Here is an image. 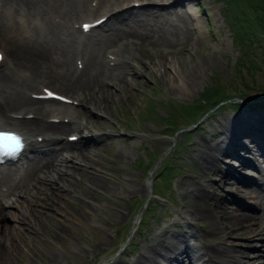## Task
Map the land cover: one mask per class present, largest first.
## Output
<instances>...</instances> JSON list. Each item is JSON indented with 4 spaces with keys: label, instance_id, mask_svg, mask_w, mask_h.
<instances>
[{
    "label": "rangeland",
    "instance_id": "1",
    "mask_svg": "<svg viewBox=\"0 0 264 264\" xmlns=\"http://www.w3.org/2000/svg\"><path fill=\"white\" fill-rule=\"evenodd\" d=\"M39 1L38 4L36 0H32V4H34V2L36 4L37 15L41 14L42 11L47 12L49 8H52L48 7V0ZM41 1L43 3H41ZM159 2L160 3L157 4L164 6H158V9L153 8L151 10L152 14L149 9H146L143 13L139 10L136 15L138 17L140 15L139 19L141 21L145 19L153 24L161 23L166 16L174 18V16L178 15L176 17L178 18L176 24L180 27V32L175 33L172 38L173 40L156 39L155 45L151 46V44L148 43V46L143 45L144 47H140L139 50L142 56H149L151 61H155V55L160 54V56L164 57V63L166 65L164 63L160 65L156 61L153 62V66L150 65L149 68L150 75L140 74L133 77L131 76V78L125 80L128 83L126 82L124 87L121 84L113 88L104 78L101 80L103 84L101 90L105 89L106 86H110L113 98L108 97L109 99H105L103 102L97 101L91 103V101H89L87 102L86 108L89 112L91 111L89 114L92 118L100 121L96 126V130H109L112 132L109 133L107 138L105 137V139H102L103 143H101L100 147L96 148L92 146L97 154H95L93 149L88 150L86 147L88 145L97 144L100 140L99 138L97 141H88L83 137L74 143L72 142L73 145H76L77 142H80L79 145L83 143L88 153H90V151L94 153L90 155L87 154L91 160L94 159L91 162H97H94L93 165L87 164L91 167L90 171L85 169L88 166H85V168L83 167L82 174H80L81 177L79 176V169L75 170L69 166L65 167L67 171L62 174V177L65 180H68L67 178L69 177L70 181L66 184L64 182L62 183L67 189L61 186L65 188L66 191H63L66 194L69 191L67 195L70 197L69 200H72L71 202L63 198V196L57 197V194L54 199L51 195L55 194L56 190H48V194L47 189L43 187L37 189L39 192H35L37 199H32V205L41 209L44 221H49L50 218L55 220L58 218V221H65L69 228L64 227V230L58 233L53 226L50 232L48 228L40 229L36 227L38 231L34 230L37 234L34 237L30 235L25 236L26 233L21 232L22 234L17 235L15 238L16 241H19H17L18 244L16 243L19 251L15 256L17 264H116V261L120 258L123 262L126 259L131 261V258L134 257L139 250L144 249L142 248L144 245L154 242V235L157 231L165 227L173 229L174 231H184L188 228L187 225L180 224L177 210H179V212H185V208L190 205V198H192L190 190L196 185L193 180H198L200 184L207 185L213 192L215 191V193H217L218 197L228 190L224 180L219 181V183L213 182L218 174L212 171H207V173L203 174L200 171L197 152H195L196 146L201 136H221L217 119L222 114H229L231 116L233 114H239L245 109L256 110L263 115L262 117L264 119V95L259 101H257V97L253 96L255 93L258 94L262 92V94H264V45H261L259 42L256 43L253 40H245L244 37L241 41H238L239 39L237 36V39L234 38L233 33L237 31L234 25L235 17L232 15V11L228 8V5H224L225 2H223V0H180L179 3L176 4L177 6L172 4L173 7H170L172 6L171 4H168L170 6L166 7L165 4L171 2V0L167 2L166 0H159ZM85 3L88 5V0H85ZM184 6L190 9L191 12L189 14L185 15V13L183 14V11L180 10V8ZM30 7L29 10L33 12L34 8H32V5H30ZM173 8L175 9L172 10ZM176 11L180 12L181 15L175 13ZM29 13H25V15L29 16ZM125 13L127 14L126 11ZM26 19L29 20L27 17ZM124 19L126 20V18ZM124 19L112 20V22H110L111 24L109 23L110 25L107 26V29L104 31L110 35L111 41H113L114 38H120V41H125L126 43H124V46H126L123 52L133 55L136 50H129L130 45L127 42L129 41L128 38L134 39L135 32L132 33L127 29V24H125L126 22ZM66 24L68 26L67 22ZM121 24L123 25L122 27H120ZM180 34L182 36H180ZM87 40H89V38ZM185 43L188 48L182 50L180 45L183 46ZM149 48L150 52L146 51L149 50ZM165 48H167V51L164 53ZM176 50H181L176 54L179 61L174 65L178 66L176 67L178 72L183 71L184 67H186L191 60H196L200 51H204L203 58H205L206 63H203L201 72L199 71L200 73H198L196 77L198 79H194L197 80L196 83L193 82L194 80L190 81L191 86H189L188 90H184V88L179 85L180 80H178L177 75H175L177 71L172 65V63L174 64L176 61L174 60L175 58H173L175 55L170 57L171 60L168 59V63L166 62L167 56H170V54ZM47 52H49V50H47ZM118 52H120L119 49ZM108 54L109 52L106 55ZM164 54L166 55L164 56ZM245 55L250 56V59H254L255 65L253 67H246L245 61H247L246 59H248V57ZM110 62H112V60H110ZM21 64L31 67L28 61L22 62ZM108 64L111 65L110 63ZM55 66L58 67V63ZM22 69H26V67ZM166 69L169 70L166 72ZM11 72L16 75L14 70ZM126 76L123 78L126 79ZM37 82H45L49 84V86H54L63 92L61 88L57 87L48 79L37 77L34 84H23L22 87H20L21 93L26 94V88H37L34 86ZM213 82H216V85L221 84L226 92H239L241 95L244 93L251 94L254 98L237 107L231 102L220 103L210 108L208 112L201 115L198 114V118V115L194 116V114L191 113L187 114L185 111L175 108L179 101H190L193 97H197L198 94H200L203 87L205 88ZM39 83H37V85ZM126 85L128 87H126ZM98 88L100 87L94 86L92 90H94V95H97L100 99L101 97L99 96L102 93ZM161 94L164 95V97L161 98ZM234 98L237 100L240 99L238 97ZM76 101L77 104L74 106L83 109L84 103L79 99ZM93 107L95 110H102L105 116L97 114ZM17 108L22 107L15 106L10 108V111ZM22 109L26 110L27 107H23ZM87 110L85 109L86 112ZM34 114V118L31 117L28 119L38 118L35 112ZM170 116H174L172 120ZM58 120L59 119L55 121ZM169 121L175 122L179 127L176 129H171L170 127L165 128V124L169 123ZM190 125H193V127L187 129ZM91 127L94 128L93 126ZM250 131L248 133H250ZM259 135L264 137L261 131H259ZM241 138L245 141H251L248 136L243 134ZM69 148L73 149L74 147L70 145ZM239 149L243 150L244 148H236V150ZM73 151L76 152V148H74ZM74 156L76 155L74 154ZM80 157L82 159L84 158L82 156ZM231 161L233 162L234 159ZM164 162L171 166L169 173L159 172ZM103 163L104 166L106 165L109 167L107 171L110 172L105 173L102 171L101 174H95L93 170L96 169L95 171L99 172L101 168H105L102 166ZM246 166L253 168L254 166L257 167L253 161L251 164L247 163ZM242 168L243 166L239 169L237 168V170L235 169L236 173H243L244 175L245 172ZM257 169L258 168H256V170ZM246 170L250 173L254 172L249 168H246ZM84 172H91L92 174L104 176L106 178L101 183H97L95 180L88 178L90 175L86 176ZM143 176L149 178V182L146 181V184L140 183V179ZM229 178H233V176H229ZM84 179L85 181L90 180L95 186L91 188L90 186L88 187V185L84 183ZM73 181H75V183ZM133 184L140 185L141 189L132 190L131 185ZM248 184L249 183L241 182L240 185L244 187L247 185L248 187ZM259 184L264 186V182L261 180H259ZM61 186L59 187L61 188ZM68 188H72V191ZM74 192L78 193L80 196L76 197ZM153 192H158V194L161 195L164 194L167 196V199L158 201L159 203L153 201L151 195ZM39 194L43 196H38ZM50 197L54 200L58 198L57 202L55 201L56 205L54 204L49 207L42 206L45 203V198L47 200V198ZM257 197L260 198L259 196ZM40 198H43V200H39ZM87 201L90 203H87ZM40 203L43 204L41 205ZM227 204L229 205L228 210L235 211L236 202L227 201ZM3 206H8L7 208L13 211L15 210L14 212L18 210V206L13 208V206L5 203ZM60 207L64 208L63 211L65 212L63 213H66L65 215L59 213ZM119 207H123V210H118ZM210 207H214V203H211ZM245 210L250 216L256 217L257 211H255V209L247 207ZM79 212L80 215L78 214ZM81 213L84 214V216ZM121 214L122 216H120ZM8 217V214L2 216L0 221L5 223V226L2 228L4 241L9 242L8 234H6L4 228L11 226L13 222L17 223V220ZM99 220L106 223L104 224L106 225V231L97 229V227L94 226L93 223ZM77 221L79 223H77ZM191 221L192 219H190V223L194 225L193 221ZM202 223L206 224L207 222L205 221ZM46 224L50 226L51 222ZM109 229L113 230L111 235H109ZM106 235H108V239L103 242V244H96L95 240H92L100 237L102 238V236ZM216 237L217 236H213L212 234L210 240L213 241ZM227 238L232 241L235 240L236 243H240V245L242 244L248 253H250L248 258L252 259L255 258L254 252L260 247V241H263L264 236L260 238L251 237L248 239L245 235L231 234L227 236ZM206 239L208 238L205 237L204 239L202 236L196 235L193 241L198 242L201 240V242H203L202 240ZM245 241H253L255 243L245 244ZM87 243L89 244L88 246H86ZM82 244L86 246V249ZM43 246L45 247L42 251L41 247ZM74 248H76L77 251L74 250ZM49 250L57 251V257L52 259L48 256V258L46 252ZM41 252H45V254ZM253 260L245 264H254L255 261Z\"/></svg>",
    "mask_w": 264,
    "mask_h": 264
},
{
    "label": "bare ground",
    "instance_id": "2",
    "mask_svg": "<svg viewBox=\"0 0 264 264\" xmlns=\"http://www.w3.org/2000/svg\"><path fill=\"white\" fill-rule=\"evenodd\" d=\"M132 1L133 0H96V2L102 4L101 6L103 8V11L108 13L111 11V9L117 6L122 7V5L124 4H130ZM143 1H147V3H142V5H132L130 6V8L126 7L120 10H116V12H112L110 16L106 18L108 19V23L112 22V20H122L126 18V20H124L126 22L125 24H127V29L132 33L135 32L134 39L128 38L129 41L127 43H129L130 45H128L129 50L135 49L136 52L133 55L125 54L123 50L126 45L124 47L121 46L120 38L116 39L113 37L114 39L110 43L106 40L105 34L98 32V30H95L92 32V36L89 37V40H87V43L82 42L83 44L79 49V52L85 54L86 57L83 61V68L79 69L77 72V70H75V63L72 62L71 64L72 58H74L75 56V47L72 43H70V38L73 36V34H70V23H68L67 26L65 22V25L60 26L59 29L62 28L61 30H57L56 34H54L53 32V37L50 42L45 39L44 42L39 43L38 34L34 33L32 36H30L29 33H26L23 30L20 31V23H23L21 20L22 15H14L12 9L7 8L8 4L11 7H15L18 3L24 4L26 6H28V4L35 6V2L34 4H32V0H0V44L1 47H3L5 50L4 53H6L7 57H9L6 58L5 55L4 61H6L7 63L10 60V62L15 65L14 67H18L20 69L26 67V69L28 68L30 70H28L29 75L27 74L25 77H18L17 74L14 75L12 72H8L9 70L7 71L0 69V114L2 116H7L8 113H10V108H13L15 106L22 108L27 107L26 110L22 108L13 110V113L10 114V118L8 117L7 119H5L4 117L2 118L0 116V121H5L6 123L8 122L11 126L15 125L20 127L21 130H24L27 137L26 139L28 141L26 144L28 151H26L25 155H23V157L25 156L24 159L27 163L25 165L26 168L24 169V175L21 176V178H19L16 183L14 182L15 176L12 177V175H10L8 177L9 183L3 182V184H1L0 186V218L2 216L10 214L12 218L17 220V223L13 222L11 226L4 228L6 230V234H8L9 242L4 241L2 228L3 226H5V223H3V221H0V264H17L15 256L19 251L17 247L18 240L16 241L15 238L17 237V235L22 234L21 232L26 233L25 236L30 235L31 237H34L37 235L34 230L38 231L36 227L40 229L48 228L50 232L53 226L56 228V231L58 233L64 230V227L69 228L68 224L65 221H58V218L56 220L50 218L49 221H44L41 209L32 205L33 200H31V195L33 192L35 193L37 191V188L40 187L46 188L47 193L48 190H56L55 194L51 195V197H54V199L56 198V194L57 197L63 196V198H66L68 200L70 199V197H68L67 195L69 191L66 194L63 191L66 187L64 186L65 188H63L61 186L63 182L65 184L68 183V181H70V178L68 177V180L63 179L61 172L62 170H60L58 166H56L57 163H53L52 160L50 161L46 159V161L39 164L40 166L37 165V161L40 160V157H43L46 152H48L46 158L50 157V153L52 151L47 150L39 152V150L36 149L37 144H41V146L46 149L47 139L40 138L42 140L38 141L36 137L31 136L33 135L32 133L40 132L37 128L42 129L43 127H47L54 129V131L56 130L57 132L66 134V132L70 130L69 128L72 127L74 130H77V128L81 129L83 128L81 124L88 123L87 126H93L94 128L92 129L95 130L88 129V134L83 137L88 141H97L98 138L100 140L97 142V144L88 145L86 149L88 148V150H94L93 147H100L101 143H103L102 139H105V137L107 138L109 133L112 131H103L98 129L96 130V126L98 125V123H100V121L92 118L89 114L91 113V111L89 112L86 107L87 102L89 101H91V103H95L97 101L103 102L105 99H109L108 97L113 98L110 86H106L105 89L101 90L103 87L101 80H103L104 78L106 82L113 86V88L121 84L124 87L127 82L125 80L131 78V76L133 77L140 74L150 75L149 68L150 65L153 66V62L156 61L160 65L161 63L165 62L164 57L160 56V54L155 55V61H151L149 56H142L139 49L140 47H144L143 45H147L148 43L151 44V46L155 45L156 39L171 40L175 33L180 32V27H178V24H176V20L178 21V18L176 17L178 15L174 16V18L166 16L163 19L164 21L158 24L150 23L145 19H142L141 21L139 19L140 15L139 17L136 15L138 14L139 10L141 13H143V11L149 9L150 13L152 14L151 10L153 8L158 9V6H160L159 4H157L160 3L159 0ZM167 1L168 0H166V2ZM179 1L180 0H171V2L165 4L167 7L170 6L168 4L176 5L179 3ZM41 3L43 2L41 1ZM48 4V7H52V10L49 8L48 11L51 10L59 17L67 16V18L70 8H72V11L77 8L79 12H86L88 6L86 5L85 0H48ZM173 5L170 7H173ZM163 6L164 5H161L160 7ZM187 6L180 8V10L183 11L182 13H185V15L191 12ZM174 9L175 8H173L172 10ZM125 11L127 12V14L125 13ZM175 13L181 15L180 12L176 11ZM41 14L45 15V12L42 11ZM50 20L51 18L45 19L46 22H50ZM122 26L123 25L121 24L120 27ZM56 36H58V39ZM180 36L182 35L180 34ZM123 43L126 42L123 41ZM107 46L119 49L122 54H114L112 56L109 53L108 55H106L105 48ZM150 48L149 50H145L150 52ZM180 48L183 50L187 49L188 46L185 43V45L183 46L180 45ZM47 50H53L55 56L51 57L50 55H48ZM165 51H167V48H165ZM180 51H173L170 56H167L168 58H166V62L168 63V59H170L171 56L175 55V57L173 58H175L174 60L176 61L174 62V64L172 63L173 68L178 67L174 65L179 61L176 57V54H178ZM165 55L166 54H164V56ZM203 55L204 51L202 50L199 52L197 59L194 61L191 60L186 65V67H184L183 71L178 72L177 68L175 69L177 71L175 75H177L178 80H180V84H178L181 85L184 90L189 89V86H191L190 81L198 79L196 77L198 76V73L201 72L203 63H206ZM110 60H112V62H110ZM25 61H28L31 67H27L26 65L21 64ZM57 63L58 67L55 66ZM108 63H110L111 65H109ZM7 66H9V64H7ZM168 70L166 69V72ZM125 76L126 79L123 78ZM37 77L48 79L57 87L61 88L63 92H67V94L72 98L79 99L84 103L83 109L76 108L69 102L60 103V101H56L55 99H42L37 96L31 97L29 93L34 90L33 88L32 90L25 89L26 94L21 93L20 87H22L23 84H34ZM196 81L197 80H194L193 82L196 83ZM94 86L100 87L98 88V90H100V92L103 94V96L102 94H98L100 95L99 97H101L100 99L93 93L94 90L92 89ZM126 87L128 86L126 85ZM85 109L87 110V112L85 111ZM24 111L30 112V116L33 118L35 116V112L38 118L28 119L31 117L25 115ZM46 113L50 115L56 113L60 118L58 121H51V119L49 118L48 120L47 118H45V115H47ZM65 114L67 115L68 119L62 121L63 115ZM262 116L263 115H261V113L257 112L256 110L247 109H245L243 112H240L239 114H233L231 116L229 114H222L217 119V124L219 126L221 136H201V139H199L195 152H197L200 171L203 174L207 173V171H212L218 174L213 182L219 183V181L224 180L227 184L226 187L228 188V190H226L225 193L220 194V196L218 197L217 193H215V191L213 192L207 185H204L202 183L200 184L198 180H193L196 185L190 190V192L192 193V198H190L189 202L190 205L186 207L184 210L185 212L182 213L183 215H188L189 221L190 219H192L194 230L192 232H187L188 229L186 230L184 228V231H174L173 229L165 227L164 229L157 231L154 235V242L150 241L151 243L144 245V247H142L144 249L139 250L138 253L131 258V261L128 262L129 259H126L123 262L120 258L116 261V264H245L250 263L249 261L253 259V261H255L254 264H264V239L263 241H260V247H258V249L254 252L255 258L250 259L248 258L250 253H248V251L244 246H242V244L240 245V243H236L235 240L232 241L231 239L229 240L227 238V236H230L231 234L245 235L248 239L251 237L260 238L261 236H264V186L259 184V179H254L255 182L244 180V182L249 183L248 187L247 185L245 187L243 185H240L244 175L243 173L237 174L235 171V169L237 170V168L239 169L243 165L245 166L247 163L251 164L253 161L257 165V167L254 166V168H258L257 170L261 172L262 176L264 174V166H261L260 160H257L254 157H248V153L247 157L245 156L242 158L240 156L239 150H236L237 147L244 148V150H250L248 149V141L242 140V134H247L250 138H252L248 133L252 129L261 131L262 134H264V119ZM61 138L64 139L62 135ZM72 142L75 141L68 140L63 143V146L61 145V147L63 148H60V146L53 148L54 150L52 149V154L57 153L59 157L61 156L64 160H66L64 161L65 167L69 166L71 168H74L75 170L79 169V174H82L83 167L85 168V166L93 165V163H96L97 161H94L93 163L91 162L94 159L91 160L88 155L93 152L90 151V153H88V150L86 151L83 143L79 145L80 142H77L76 145H73ZM70 145L76 148L77 151L74 152V148H69ZM94 152L95 154H97L95 150ZM73 153L76 156L79 155L84 157L85 160L88 161L87 163H89V165H84L79 162H77L76 165L72 162H68V164L66 165L65 163L67 162V159H72L71 157L75 158ZM65 154H67V158H65ZM233 159V162L230 161ZM102 166H104V163L102 164ZM104 167L106 169L101 168V171H99L100 174L102 171L105 173L110 172L107 171V168L109 167H107L106 165ZM85 169H87V171L89 170L88 168ZM88 173L89 172H84L86 176L90 175L88 176V178L95 180L97 183H101L106 178L104 176L102 177L100 175L98 176L92 174L91 172L89 174ZM229 176H233V178H229ZM37 182L39 183L38 185H36ZM73 182L75 183V181ZM59 186H61V188ZM131 186L132 190L141 189V186L137 184H133ZM12 193L13 195H11ZM20 193H22L24 197L18 198L17 196ZM257 196H259L260 198H258ZM51 197L47 198V200L45 198V203L42 206L49 207L54 204L56 205L55 201L57 202L58 198L54 200L51 199ZM71 201L72 200H69V202ZM227 201L234 203L236 202L237 205L235 206V211L228 210L229 205L227 204ZM13 202H18L17 206H19L20 204V209L18 211L16 210V212H14L15 210L13 211L3 206L4 203L10 204ZM211 203H214V207H210ZM24 205L26 207V212H28V209H30V211L32 212V216L29 212L28 216L25 215L23 207ZM247 207H251L255 209V211H257L256 217L250 216V214L246 212L245 208ZM63 210L64 208L60 207L59 213L65 212ZM78 214L80 215V212ZM82 215L84 216V214ZM120 216H122V214ZM43 221L46 223L51 222V225L49 226ZM205 221L207 222L206 224L202 223ZM212 234L213 236H217L213 241L210 240ZM196 235L202 236V238L204 239L205 237L208 239L202 240L203 242H201V240L195 242L193 241V239ZM107 239L108 235L92 240H95L96 244H103V242H105ZM244 243L250 244L255 242L245 241ZM44 247L45 246L41 247L42 251L44 250ZM162 251L164 252L161 254L160 252ZM41 253L45 254V252ZM46 255L47 257L49 256L53 259L57 257L58 252L49 250L46 252Z\"/></svg>",
    "mask_w": 264,
    "mask_h": 264
},
{
    "label": "trees",
    "instance_id": "3",
    "mask_svg": "<svg viewBox=\"0 0 264 264\" xmlns=\"http://www.w3.org/2000/svg\"><path fill=\"white\" fill-rule=\"evenodd\" d=\"M223 2H225L224 5H228L235 17L234 25L237 31L233 33L234 38H238V41L243 40V37L250 41L262 38L264 43V0H223ZM249 61V67H253L255 65L254 59L251 58ZM215 83L203 87L194 101L186 104L179 103L175 108L185 111L187 114L195 115L207 111L210 106L229 97L230 94L226 93L225 88L221 84L216 85ZM174 116H170V119L172 120ZM169 170L170 165L163 163L159 172L169 173Z\"/></svg>",
    "mask_w": 264,
    "mask_h": 264
},
{
    "label": "snow or ice",
    "instance_id": "4",
    "mask_svg": "<svg viewBox=\"0 0 264 264\" xmlns=\"http://www.w3.org/2000/svg\"><path fill=\"white\" fill-rule=\"evenodd\" d=\"M85 27L87 28V25H85ZM2 59H3V57L0 56V60H2ZM4 139H5L4 134L0 133V142H3Z\"/></svg>",
    "mask_w": 264,
    "mask_h": 264
}]
</instances>
